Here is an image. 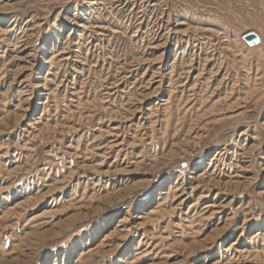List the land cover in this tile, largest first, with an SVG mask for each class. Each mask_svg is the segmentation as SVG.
Wrapping results in <instances>:
<instances>
[{"label":"rangeland","instance_id":"1","mask_svg":"<svg viewBox=\"0 0 264 264\" xmlns=\"http://www.w3.org/2000/svg\"><path fill=\"white\" fill-rule=\"evenodd\" d=\"M0 16V264H264V0Z\"/></svg>","mask_w":264,"mask_h":264},{"label":"bare ground","instance_id":"2","mask_svg":"<svg viewBox=\"0 0 264 264\" xmlns=\"http://www.w3.org/2000/svg\"><path fill=\"white\" fill-rule=\"evenodd\" d=\"M3 21H6V18L4 16H0V23L3 22ZM81 27V26H79ZM85 27V26H84ZM33 28V27H32ZM170 31V30H169ZM31 33V32H30ZM94 38V37H93ZM22 39V38H21ZM264 42V41H263ZM95 46V44H94ZM262 59V58H261ZM144 74V73H143ZM257 75V74H256ZM124 79V78H123ZM158 86V85H157ZM176 86V85H175ZM118 146V145H117ZM217 152V151H216ZM176 187V186H175ZM175 200V199H174ZM214 205V204H213ZM221 210V209H220ZM216 211V210H215ZM122 229V228H121ZM124 231V230H123ZM229 250V249H228Z\"/></svg>","mask_w":264,"mask_h":264},{"label":"water","instance_id":"3","mask_svg":"<svg viewBox=\"0 0 264 264\" xmlns=\"http://www.w3.org/2000/svg\"><path fill=\"white\" fill-rule=\"evenodd\" d=\"M249 38H253V40H255V36L254 35H250Z\"/></svg>","mask_w":264,"mask_h":264}]
</instances>
